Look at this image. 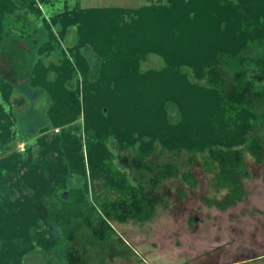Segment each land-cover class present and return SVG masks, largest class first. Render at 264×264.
<instances>
[{
  "label": "rangeland",
  "instance_id": "1",
  "mask_svg": "<svg viewBox=\"0 0 264 264\" xmlns=\"http://www.w3.org/2000/svg\"><path fill=\"white\" fill-rule=\"evenodd\" d=\"M13 1L16 8L12 13L0 10V28L3 35L8 33L12 39L9 46L20 48L27 62L35 57L37 73L35 83L13 86L10 98H5L7 118L0 119V164L1 169L7 170L5 175L0 171V184L8 195L13 193L10 205L0 206V264H69L70 248L82 256L80 264H264V159L258 164L246 154L250 172L244 181L246 195L227 211L207 204L208 199H222L226 192L211 187L213 174L201 162V155L198 164L185 168L193 149L208 144L241 147L255 129L253 116L225 104L203 84L204 68L212 62L211 58L204 60L208 55L213 58L219 51L235 54L250 44L234 9L214 0ZM230 1L251 12L252 28L264 39V2ZM93 9L105 11V15L116 10V17L110 18L116 22L112 37H139L131 44L133 48L142 40L157 46V37L172 39V48L150 52L139 50L143 46L138 44L142 46L137 48L139 51L125 52L116 44L112 48L117 53L116 62L107 64L109 52H100L104 55L102 63L93 48L109 46V31L96 12H87ZM153 10L159 11L158 20H151ZM83 11L86 20L82 28L74 22ZM68 13L74 18L69 26L64 24ZM83 30L90 38L81 44ZM181 46L183 50L178 49ZM77 52L87 62L80 58L77 63ZM130 52L132 56L137 53L136 61H143L136 69L137 75H143L138 76L140 81L132 78L130 82L122 69L128 66L124 55ZM66 59L74 63L73 74ZM170 66L186 68L193 73V80ZM40 84L51 86L53 94ZM69 89L77 91L85 105L96 110L91 112L88 123H83V116L76 117L73 126L67 128L81 138L86 157L89 127L96 139L110 131L117 143L116 154H157L162 162L179 164L181 175L159 186L162 203L151 221L113 223L115 235L104 242L95 241L88 229L78 225L76 240L50 252L39 247L21 259L18 252L24 245L22 239L16 238L23 232V216L17 203L24 202V195H34L28 188L30 184H25L24 175L29 170L40 174L46 170L55 184L59 176L54 178L53 170H64L62 149L56 148L54 140L62 130L48 127L53 107L56 113L62 110L61 101ZM114 92L119 96L102 106L106 95ZM9 125H13L11 132L16 133L11 141ZM255 131L264 140V120ZM42 137L45 144L39 142ZM62 148L66 155V144ZM73 159L72 165L76 164ZM185 169L194 178L193 186L183 176ZM41 175L42 184L47 187L50 180ZM97 176L88 181L90 195L98 194L101 200L115 198L105 187L110 181L109 173L102 170ZM82 184L80 176L72 177L68 189L60 194L62 199L68 201L69 189ZM53 235L61 239L63 233L56 229Z\"/></svg>",
  "mask_w": 264,
  "mask_h": 264
},
{
  "label": "trees",
  "instance_id": "2",
  "mask_svg": "<svg viewBox=\"0 0 264 264\" xmlns=\"http://www.w3.org/2000/svg\"><path fill=\"white\" fill-rule=\"evenodd\" d=\"M214 1L220 5L231 6L240 16L242 32L244 36L249 38L250 44L240 48L235 54L219 51L213 58L208 55V59L204 60L209 61L211 58L212 62L204 68L203 84L225 104L253 116V123L256 129L264 120V39L253 30L252 15L247 8L245 9L230 0ZM254 1L264 2V0ZM14 3L15 1L12 2V0H0V10H10L12 13L16 8ZM262 7L264 9V6ZM153 11L151 20H158L157 14H159V11ZM87 12H96V17L103 19L106 31H109L107 33L109 46L106 45L103 49L100 46L93 48L97 52L99 59L104 57V55H100V52L104 54L109 52L108 56L110 58L107 60V64L116 62L117 53L112 51L116 44L123 47L125 52L129 50L134 52L143 51L145 49H149L150 52L152 50L159 52L162 49L170 51L172 48V39L169 37H157V46L142 40L136 43V47L133 48L132 43L134 40L135 42L138 41L139 37H119L118 39L112 37L116 34L114 31L116 22L110 18L112 15L116 17V10L111 12L114 14L107 12L106 15L105 11L102 10L93 9ZM84 13L86 12H81L79 18L74 22L79 23L82 28L86 20V14ZM87 15L90 17L89 14ZM65 18L67 22H64V24L67 26L74 19L73 14L70 13L66 14ZM2 31V28H0V37H4L0 38V119H3L4 116L7 118V101L5 98H10L13 86L35 83L34 80L37 73V64L34 63L35 57L32 56L30 62H27V57L22 55L20 48L14 49L9 46L12 39L8 37V33L3 35ZM87 33L86 30L82 31L80 35L82 38L81 44L85 40H89L90 36ZM138 44L142 45L143 48L138 46ZM137 48L142 49L138 50ZM178 49L183 50V47L181 46ZM128 54L132 56V52L124 55L127 58L128 66L125 65L126 67H122V69L130 82L132 78V80L140 81L139 77L143 75H137L136 69L143 61H136L135 54L137 53L130 57L134 58L135 61L128 58ZM80 58L87 62L84 56L78 53L77 63H79ZM66 63L69 64L73 74L75 72L73 61L66 59ZM86 65L88 66V64ZM120 65L121 61H119ZM171 68L184 71L193 80V73L189 70L187 71L186 68L181 66ZM122 69L120 73H122ZM39 86L49 94H53L52 87L48 84H40ZM150 92L149 87L147 93L150 94ZM118 96L117 92L108 94L105 100L100 103L102 106L106 103L108 105L110 100ZM61 105L62 110L58 113L53 107L54 111L50 113L51 125L49 124L48 128L62 130L61 133L55 134L54 140L56 141V148L62 149L64 170H56V168L53 170L54 178L59 176L55 184L54 179L48 176L46 170H42L41 174H44L45 177L47 176L48 181L50 180V184L47 187L46 185L43 186L42 175L39 172H31L29 170L24 175L25 184H30V186L27 184L28 188H32L34 195L31 197L26 193L24 202L19 201L17 203L22 210L23 216V224L21 226L23 232L21 236L16 238L18 240L22 239L21 245H24L18 252L21 259L26 254L39 250V247H45L46 252H50L54 248L76 240L78 238V225L88 229L95 241L104 242L115 235L113 223L125 224L129 221L146 223L151 221L157 215L158 206L162 203V199L158 196L159 186L163 182L178 178L181 175L179 164L162 162L157 158V154H154V157L151 153L145 152H137L135 155L116 154L114 150L117 148V143L113 134L110 131L105 132L96 139L90 133L88 126V138L85 141L86 157L85 153L82 152L83 142L81 138L73 133L72 128L71 130L67 128L73 126L72 123L76 117L83 116V123H86V121L88 123L91 112H96V110L90 104L85 105L78 96L77 91L70 89L64 95ZM83 108H85L84 114L82 112ZM12 127L13 125L7 126L10 141L15 139L14 137L16 136L15 132H11ZM255 129L248 134L241 147L208 144L200 149L192 150L185 168L189 165L198 164V155H201V162L213 174L210 182L211 187L217 192H226L222 199H208L207 204L209 207L227 211L231 207L237 206L245 198L244 181L250 176L246 165V154L253 157L258 164H261L264 159V140L256 135ZM1 137L2 135L0 134ZM2 141L4 142L3 139ZM39 142L45 144V138L42 137ZM63 144H66V155L62 148ZM0 147H2L1 141ZM26 154L23 153L22 155L25 156ZM72 157L75 159H73L74 163H76L74 165H72ZM102 170L109 173L110 181L105 187L107 192L116 195L115 198L101 200L102 197L98 194H95L94 197L90 195L88 181H90L92 176L93 178H98V172H102ZM0 171L2 175L7 172L6 169H1V164ZM74 176H80L83 179V184L81 187L69 189V200H63L60 194L68 189V182ZM183 176L189 186L195 184L193 176L186 169ZM182 196H185L184 192H182ZM12 199L13 193L8 195L0 184L1 208L7 204L10 205ZM13 207H16V205ZM56 229L62 231L61 239L53 235ZM67 260L69 264H80L82 256L74 248H70L67 252Z\"/></svg>",
  "mask_w": 264,
  "mask_h": 264
},
{
  "label": "crops",
  "instance_id": "3",
  "mask_svg": "<svg viewBox=\"0 0 264 264\" xmlns=\"http://www.w3.org/2000/svg\"><path fill=\"white\" fill-rule=\"evenodd\" d=\"M14 34V33H13ZM235 263H238V262H235ZM230 264H233V263H230Z\"/></svg>",
  "mask_w": 264,
  "mask_h": 264
}]
</instances>
